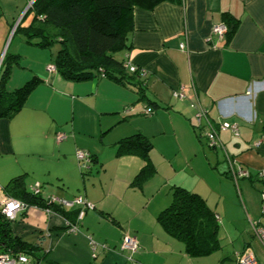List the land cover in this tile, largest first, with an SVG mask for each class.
I'll use <instances>...</instances> for the list:
<instances>
[{
    "label": "crops",
    "instance_id": "obj_1",
    "mask_svg": "<svg viewBox=\"0 0 264 264\" xmlns=\"http://www.w3.org/2000/svg\"><path fill=\"white\" fill-rule=\"evenodd\" d=\"M28 2L0 0V62L6 52L21 57L11 69L7 90L33 75L42 80L18 112L0 118V203L10 197L5 191L9 180L24 175L25 188L39 183L42 198L82 196L94 206L85 211L62 207L76 213L74 232L65 229L61 214L43 207L27 205L17 211L10 224L13 234L27 245L41 246L33 262L130 264L120 249L124 234L137 240L136 264H237L236 254L247 246L261 257L250 221L264 225V176L258 174L264 169V0H179L163 1L151 10L135 7L130 48L121 58L141 74L127 71V84L100 76L72 81L49 72L50 52L14 32L32 20L30 9L25 11ZM222 23L234 24L229 39L212 31ZM137 81L156 102L150 115L141 113L151 105L135 91ZM179 88L184 96L176 99L172 94ZM133 94L143 105L130 108L134 115H123ZM196 106L205 110L222 146L207 145L210 129L204 120L197 127ZM222 122L236 124L237 133L218 129ZM59 132L66 138L57 142ZM137 132L150 140L155 167L140 187L131 183L144 160L136 153H117L119 140ZM160 138L166 146L154 154ZM77 149L93 156L89 169L106 174L109 164L114 165L122 183L124 169L128 186H87ZM227 157L249 177L235 182ZM162 163L167 175L161 174L163 183L156 184ZM172 184L198 193L217 216L218 246L210 254L187 255L183 244L158 223ZM89 238L106 248L97 246L92 254Z\"/></svg>",
    "mask_w": 264,
    "mask_h": 264
},
{
    "label": "trees",
    "instance_id": "obj_2",
    "mask_svg": "<svg viewBox=\"0 0 264 264\" xmlns=\"http://www.w3.org/2000/svg\"><path fill=\"white\" fill-rule=\"evenodd\" d=\"M163 1L179 0H34L29 10L33 15L31 22L25 27L18 25L14 32L23 34L27 43L47 49L51 56L50 64L65 79L84 81L100 76L127 84V63L117 58L116 53L130 48L129 37L134 29L133 9L151 10ZM224 24L226 31L223 36L229 39L234 32V24ZM20 59V55L6 52L0 62V118L11 117L18 112L31 91L42 81L33 75L19 87L7 90L5 84L11 69L20 65ZM132 73L141 74L138 68ZM133 85L139 97L151 105L147 107L153 112L152 106L156 102L146 97L140 81ZM151 147L150 140L138 132L122 138L117 144V153H136L144 160L133 177L132 186H142L155 173L149 158ZM93 161L91 156V163ZM23 182L24 175L10 179L5 185L7 195L26 205L49 208L61 214L66 221L65 229L77 221L75 212L68 214L56 204L48 203L40 191L32 193ZM157 221L169 236L183 244L184 252L189 256L208 255L218 246L217 216L202 196L187 188L171 186L170 202L158 213ZM10 224L11 220L0 210V252H21L38 258L36 253L41 248L40 244H25L13 234Z\"/></svg>",
    "mask_w": 264,
    "mask_h": 264
},
{
    "label": "built area",
    "instance_id": "obj_3",
    "mask_svg": "<svg viewBox=\"0 0 264 264\" xmlns=\"http://www.w3.org/2000/svg\"><path fill=\"white\" fill-rule=\"evenodd\" d=\"M34 0H29L27 3V6L25 8V11L31 8L32 3ZM213 33L216 34L219 38H222L225 31H226V26L224 23L216 25L212 29ZM183 45H181L182 47ZM130 72H134L136 67L132 65L126 64ZM47 70L49 72H55V67L52 64L47 65ZM173 97L174 98H183L184 96V89L179 88L173 92ZM196 114H195V120H196V125L197 127H200L202 124V121L206 122V124L209 127V131L205 133V138H206V143L209 147H219L222 146L217 133H216V128H214L207 116L206 112L204 109H202L200 106H196ZM152 112V109L150 107H145L142 111V114L144 115H150ZM218 129H230L231 131L237 133V126L236 124H229L227 122H222L217 126ZM56 141L60 142L66 138L65 133L59 132L55 136ZM75 156L81 166H85L86 168L89 166L91 163V155L89 152L81 149H77L75 151ZM228 163H229V171H230V176L233 178V180L236 182L238 178L240 177H249V172L246 170H243L241 167H233L232 165V159L227 157ZM260 176H264V169H262L259 173ZM32 193H38L41 189V185L39 183H34L33 185L29 186L28 188ZM261 197V208L262 211H264V190L261 191L260 193ZM46 201L48 203L56 204L59 207H74V206H79L82 211L92 209L93 205L88 202L84 197L82 196H77L73 199H63V198H58L55 196H49L46 198ZM27 205L24 204L22 201L12 198V197H7L5 198L1 203H0V210L1 213L4 215L9 220H13L15 217V214L17 211L22 210L26 207ZM45 211L47 213H51L52 211L49 208H45ZM80 216H78V219ZM67 224V223H66ZM251 228H252V236L256 240V242L259 244L261 250H262V256L257 257L253 251V249L249 246L245 247L241 252L236 254V262L237 264H264V225L260 224L259 222L256 221H250ZM78 229V224L77 221L74 223L68 224L67 231L69 232H74ZM89 244L90 248L92 250V254H94L95 249L97 246H100L101 248H106L105 244H99L89 238ZM138 243L135 237L130 236L128 234H124L121 238L120 242V249L124 250L127 252L126 259L129 261L130 264H136L135 259L133 258V254L135 253L137 249ZM0 264H35L33 262V259L31 256L25 254V253H16L12 254L10 252H0Z\"/></svg>",
    "mask_w": 264,
    "mask_h": 264
},
{
    "label": "rangeland",
    "instance_id": "obj_4",
    "mask_svg": "<svg viewBox=\"0 0 264 264\" xmlns=\"http://www.w3.org/2000/svg\"><path fill=\"white\" fill-rule=\"evenodd\" d=\"M121 54L122 53H116V57L117 58H121ZM133 96H134V101H133V103L132 104H129V105H127L126 107H123V115H124V113H129V115L128 116H132V115H134L135 113L133 112V110L130 112V108H134V106H138V107H141L143 104L139 101V100H137V95H134L133 94ZM90 98V97H89ZM100 98V97H99ZM92 100V99H91ZM97 100H98V98H97ZM97 100H96V102H97ZM137 107V108H138ZM124 109H126V110H124ZM128 109V110H127ZM133 112V113H132ZM141 113H142V110H141ZM137 115V114H136ZM139 117H142V118H144L142 115H139ZM147 118V117H146ZM162 141H164L163 140V138H160L157 142H155V146H153V149H152V152L155 154V152H157V149L159 148V149H162V147L161 146H166V143L165 142H163L162 143ZM162 143V144H161ZM205 146H206V144H204ZM203 145V146H204ZM206 148H207V146H206ZM156 150V151H155ZM157 154V153H156ZM123 158H126V157H123ZM124 160V159H123ZM160 160V159H159ZM126 163V161H123V167H124V165H126L125 164ZM159 171H160V176H157V175H155V176H157V177H154L155 179V183L157 184H159V182L160 183H163V181H161V179L160 178H162L161 177V174L162 175H167V170H168V168L166 169V167H164L163 166V163H162V166H160L159 167ZM80 170H81V172H82V177H83V179L85 180V183H87V186L89 185V186H92V184H94V186H100L101 184H102V186H126L127 185V182H125V176H124V173H126V171L123 169V183L121 182V181H119L118 179H116V177H115V174H116V170H115V167H114V165H112V164H109V167H108V170L106 171V174H102L101 172H99V171H97V170H95L92 166H91V168L89 169V170H86V167L85 166H81V168H80ZM169 172V171H168ZM184 176V175H183ZM81 177V178H82ZM110 179H112V180H110ZM124 182H125V184H124ZM72 183V185L73 184H75L76 182L75 181H72L71 182ZM154 183V184H155ZM173 183V182H172ZM152 184V183H151ZM173 185V184H172ZM186 185H188V184H186ZM44 186H45V188L47 189V190H49L48 189V187H46V186H50V185H48L47 183H46V181H44ZM82 186V185H81ZM128 186V185H127ZM167 186H168V184H167ZM189 186V185H188ZM171 195V194H170Z\"/></svg>",
    "mask_w": 264,
    "mask_h": 264
}]
</instances>
